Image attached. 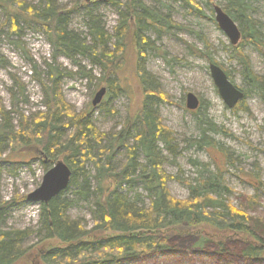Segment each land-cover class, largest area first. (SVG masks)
<instances>
[{
  "label": "trees",
  "instance_id": "trees-1",
  "mask_svg": "<svg viewBox=\"0 0 264 264\" xmlns=\"http://www.w3.org/2000/svg\"><path fill=\"white\" fill-rule=\"evenodd\" d=\"M168 1L181 2L200 14L201 9L193 0ZM249 1L231 0L225 12L242 26L241 45L250 43L261 51L264 43L257 22L248 15ZM110 2L118 10L113 34L105 30L100 16L87 9L85 27L88 33L83 36L69 29L68 16L79 7L88 8L87 3H95V0H83L80 6L70 10L60 7L56 0H39L38 6L29 5L24 0H0V10L5 19L3 26L9 25V36L19 33L21 22L36 25L51 47L54 61L59 56L74 62L78 57L88 59L102 72L101 80L108 83L109 95L122 90L121 84L126 80L124 73L130 70L129 62L134 58L129 73L132 72L140 90L139 105L129 111L120 130L109 135L94 127L88 112L77 114L63 100L60 80L71 74L51 63L45 64L46 81L34 70L43 91L45 112H38L31 119L20 116L18 125L13 126L9 117L11 112L5 110L0 100V158L5 144L10 149L9 158L14 161L35 155L44 156L48 163L53 164L62 158L71 171L69 187L76 186L80 195L84 189L90 190V175L85 171V165L91 164L95 171L92 177L95 187L91 196L98 220L91 230L87 231L82 222L71 220L66 215V205L59 201L60 195L46 205L41 204L38 221L41 228L37 234L42 230L43 235L38 236L47 247L46 255L41 259L48 261L46 256L50 257L48 264H120L124 260L163 251L167 248L168 233L177 227L192 230L207 227L213 234V240L238 237L244 244L240 252L244 259H264V235L253 219L233 207L230 201L233 192L220 169L211 171L209 164L195 162L194 183L173 178L164 171L167 159L163 150L173 154L176 146L173 133L163 125L154 106L156 101L164 102L166 97L159 90L150 88L152 78L146 72L144 60L147 50L161 51L145 36V32L150 30L162 35L178 26L152 12L142 4V0H127L123 11L114 0ZM241 45L232 47L248 89L242 90L244 99L250 91L264 98V78L253 72ZM188 48L193 55L215 64L212 58L192 45ZM78 67L82 78L91 84L95 80L92 73L80 65ZM225 73L229 75L227 71ZM208 126L216 132L214 124L209 123ZM69 130L71 132L67 135ZM130 137L132 144L127 143ZM202 140L200 148L214 146L210 140L205 141L204 133ZM103 142L106 145L99 147L93 155L94 145ZM121 149H125V163L117 170L113 164L114 156ZM140 158L144 163L139 162ZM173 180L186 185L187 199L180 200L170 194L168 183ZM131 185H139L147 193L149 205L143 206L139 196L129 198L121 193ZM12 204L11 201L0 205V220L2 211ZM31 234L30 231L6 232L0 226V264L19 263L30 251L22 243ZM205 237L199 238L196 246L205 244L208 241ZM218 245L222 247L223 243ZM53 257L61 259L52 260Z\"/></svg>",
  "mask_w": 264,
  "mask_h": 264
},
{
  "label": "rangeland",
  "instance_id": "rangeland-1",
  "mask_svg": "<svg viewBox=\"0 0 264 264\" xmlns=\"http://www.w3.org/2000/svg\"><path fill=\"white\" fill-rule=\"evenodd\" d=\"M24 1L32 6L39 5V0ZM56 1L67 10L83 3V0ZM110 1L95 0V3H87L88 8L79 7L68 16L69 29L87 35L85 21L88 9L100 16L105 30L112 35L118 21V10ZM114 1L121 11L125 9L127 0ZM193 1L199 5L200 14L181 2L142 0V4L152 12L178 26L162 35L150 30L145 32V36L161 51L147 50L144 60L146 72L152 78L150 88L159 90L166 97L164 102L156 101L154 106L158 109L163 125L173 133L176 146L173 154L163 150L167 159L164 171L173 178L194 183L197 172L195 162L209 164L211 171L220 169L227 186L233 192L230 197L233 207L253 219L264 235V98L250 91L235 108L225 107L210 75L209 65L212 63L209 64L204 57L193 55L188 45L207 54L215 61V65L227 71L233 85L241 91L248 90L240 74L241 67L234 54V47L215 23L213 7H220L225 12L231 0ZM248 5V15L257 22L264 43V0H250ZM4 21L0 10V100L5 110L11 112L9 117L13 126L18 125L20 116L31 119L38 112H45L43 91L34 70L46 81L45 64L51 63L64 73L71 74L60 80L59 88L63 100L75 113L88 112L99 132L109 135L120 130L129 111L139 105V84L134 80L132 72L129 73L134 58L129 62L130 70L124 73L126 80L121 84L122 90L109 95L108 83L101 80L102 72L88 59L78 57L74 62L59 56L54 61L53 51L39 27L21 22L19 33L9 36V25L3 26ZM235 23L242 31L241 24ZM241 43L243 41L240 40L238 44ZM241 46L253 72L264 78V49L260 51L250 43ZM78 65L92 73L95 80L91 84L79 74ZM101 88H106V94L94 108L92 101ZM189 93L199 99L198 110L186 109V95ZM262 94L264 96V88ZM209 123L214 124L216 132L210 130ZM70 132L67 131V135ZM203 133L205 141L210 140L214 146L199 147ZM127 143H133L131 137ZM105 145L106 142L94 145L93 155ZM9 151L5 144L0 158V205L11 201L13 204L2 211L0 226L6 232L32 233L22 243L30 251L17 264H48L51 262L50 257L46 256L48 261L41 259L47 249L38 236L43 235L42 230L37 234L41 228L38 222L41 204L30 203L26 198L40 187L46 172L63 159L50 164L44 156L32 155L14 161L9 158ZM139 162L144 163V159L140 158ZM124 163L125 149H121L114 156L113 164L120 170ZM85 171L90 175V190L82 189L85 196L77 193L78 188L72 186L59 196V201L66 205V215L71 220L82 222V226L89 231L98 220L91 196L95 187L92 178L95 171L91 164L85 165ZM168 189L174 198L184 200L189 196L186 185L181 181H170ZM121 193L127 194L129 198L139 196L143 206L149 205V196L139 185L127 186ZM205 228L192 230L177 227L168 233L167 248L163 251L124 260L120 264H264V259L248 260L242 257L240 252L244 244L238 237L213 240V234ZM205 235L208 241L196 246L197 240ZM219 243H223V246L220 247ZM71 252L75 254V251ZM54 259L59 261L61 258Z\"/></svg>",
  "mask_w": 264,
  "mask_h": 264
},
{
  "label": "water",
  "instance_id": "water-1",
  "mask_svg": "<svg viewBox=\"0 0 264 264\" xmlns=\"http://www.w3.org/2000/svg\"><path fill=\"white\" fill-rule=\"evenodd\" d=\"M88 1V0H87ZM215 23L228 38L231 46H237L241 40V31L232 18L220 7L214 6ZM209 71L218 95L228 109H233L244 99V93L233 85L225 72L217 65L210 64ZM106 94V88H101L94 96L92 107L96 108ZM186 108L195 111L199 108V99L189 93L186 95ZM71 171L66 163L57 161L43 176L38 189L29 194L26 200L33 204H48L52 199L61 195L68 187Z\"/></svg>",
  "mask_w": 264,
  "mask_h": 264
},
{
  "label": "bare ground",
  "instance_id": "bare-ground-1",
  "mask_svg": "<svg viewBox=\"0 0 264 264\" xmlns=\"http://www.w3.org/2000/svg\"><path fill=\"white\" fill-rule=\"evenodd\" d=\"M214 84V83H213ZM200 103V102H199ZM226 107V106H225ZM227 108V107H226ZM235 108V107H234ZM187 109V108H186ZM198 110V109H197Z\"/></svg>",
  "mask_w": 264,
  "mask_h": 264
}]
</instances>
